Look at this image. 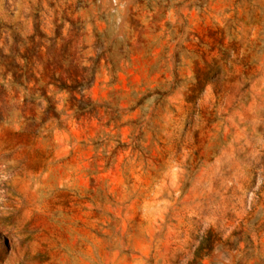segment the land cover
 <instances>
[{"label": "rangeland", "instance_id": "374dc122", "mask_svg": "<svg viewBox=\"0 0 264 264\" xmlns=\"http://www.w3.org/2000/svg\"><path fill=\"white\" fill-rule=\"evenodd\" d=\"M0 264H264V0H0Z\"/></svg>", "mask_w": 264, "mask_h": 264}]
</instances>
